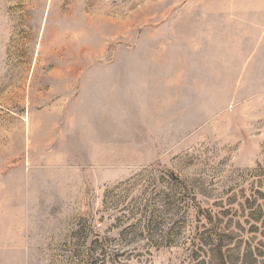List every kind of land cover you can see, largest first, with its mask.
I'll use <instances>...</instances> for the list:
<instances>
[{"label":"rangeland","instance_id":"rangeland-1","mask_svg":"<svg viewBox=\"0 0 264 264\" xmlns=\"http://www.w3.org/2000/svg\"><path fill=\"white\" fill-rule=\"evenodd\" d=\"M0 264H264V0H0Z\"/></svg>","mask_w":264,"mask_h":264}]
</instances>
